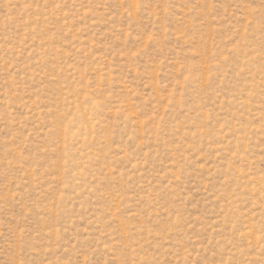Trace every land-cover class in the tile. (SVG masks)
I'll use <instances>...</instances> for the list:
<instances>
[{
  "label": "rangeland",
  "instance_id": "374dc122",
  "mask_svg": "<svg viewBox=\"0 0 264 264\" xmlns=\"http://www.w3.org/2000/svg\"><path fill=\"white\" fill-rule=\"evenodd\" d=\"M0 264H264V0H0Z\"/></svg>",
  "mask_w": 264,
  "mask_h": 264
}]
</instances>
